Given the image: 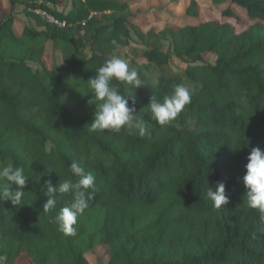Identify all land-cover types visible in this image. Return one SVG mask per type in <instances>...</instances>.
I'll list each match as a JSON object with an SVG mask.
<instances>
[{"label": "trees", "instance_id": "1", "mask_svg": "<svg viewBox=\"0 0 264 264\" xmlns=\"http://www.w3.org/2000/svg\"><path fill=\"white\" fill-rule=\"evenodd\" d=\"M70 1L59 10L57 0H8L0 17V164L12 161L29 177L19 205L0 199V264H91L86 252L96 244L107 249L105 264H264V215L244 202L242 179L251 149L264 150V0H213L229 1L221 17L203 16L201 2L190 0L192 20L159 32L173 50L147 42L156 31L142 29L128 0ZM18 6L36 26L16 30ZM233 6L254 20L245 30L232 21L241 20ZM48 41L63 52L58 63ZM131 41L145 44L142 55L160 68L173 54L188 62L191 102L161 126L148 105L184 85L176 74L136 92L113 80L135 96L151 134L91 131L87 80ZM73 161L95 176L75 236L51 221L71 195H58L56 209L44 212L42 191L48 180L75 182ZM218 181L230 198L220 209L207 199Z\"/></svg>", "mask_w": 264, "mask_h": 264}, {"label": "clouds", "instance_id": "2", "mask_svg": "<svg viewBox=\"0 0 264 264\" xmlns=\"http://www.w3.org/2000/svg\"><path fill=\"white\" fill-rule=\"evenodd\" d=\"M123 39L124 37L121 36L120 40ZM111 44L116 47L120 46L116 39H113ZM113 80L126 84L133 89L145 85L138 71L135 68H130L126 60L119 56L105 60L100 67L96 68V76L87 80L91 89V99L88 103L95 106L90 130L118 133L123 128L130 135L150 136L149 123L143 117L138 116L135 96L130 95L132 92L127 95L122 94L112 83ZM190 102L189 89L178 84L170 95H165L162 99L152 95L148 108L152 118L161 126H165L175 119ZM232 149L233 151L238 150ZM245 168L246 173L242 178L246 188L244 202L248 207L257 209L264 215V150L260 147L252 148ZM70 169L72 174L77 177L75 182L69 179L54 184L48 180L43 185L42 191L47 197L44 203V212L56 209L58 195H71L70 203L61 207L51 218V221L57 224L59 230L64 234L75 236L77 228L74 225L77 224L78 217L82 216L89 207L91 194L88 190L94 189L95 176L91 172H87L82 164L77 161L71 163ZM28 182L29 177L25 175L23 166H16L12 161L0 164V199L10 200L13 206L19 205L25 193L23 189ZM14 185L16 186L15 189L13 188ZM207 199L212 202V206L216 209L227 205L230 198L226 194V183L218 181L214 188L209 187Z\"/></svg>", "mask_w": 264, "mask_h": 264}, {"label": "rangeland", "instance_id": "3", "mask_svg": "<svg viewBox=\"0 0 264 264\" xmlns=\"http://www.w3.org/2000/svg\"><path fill=\"white\" fill-rule=\"evenodd\" d=\"M131 8L134 12L135 19L141 23V27L144 31L155 30L156 34L148 37V43H154L160 40L164 44V49L173 50L171 41L164 36L159 34L164 26L170 23H182L187 20L191 21L192 18L185 16V9L189 4L190 0H128ZM202 4L201 14L203 16H217L221 17L220 10L226 8L229 1H222L216 3L213 0H198ZM56 7L59 10H68L71 6L70 0H57ZM23 6H18L22 8ZM236 14L241 17L239 22L232 20L238 31L245 30L248 28L254 20L250 21L247 19L246 11L238 6H233ZM10 6L6 3V0H0V16L4 13L9 12ZM5 11V12H4ZM18 15V25L16 30L20 29V25L27 21L28 24L36 26V21L32 16H27L22 10ZM160 37V38H159ZM146 47L145 44L136 41H131L130 45L125 48L117 49L113 52V56H119L126 60L130 68H135L140 74V78L145 85L141 86L140 89H144L148 84L155 83L162 74H176L181 82L186 86L190 92L194 91L196 85L192 83L186 76V67L188 62L176 56L172 55L170 62L164 67L160 68L154 63L149 62L143 55L142 50ZM47 54L54 57L55 62L58 63L63 58V52L60 49H55L52 41H48L46 47ZM205 59L209 62L216 60L214 53L205 55ZM136 92L137 89H131ZM91 214H86L82 220L89 218ZM105 246L96 244L91 249L87 250L86 257L91 264H105L108 255ZM26 264H34L28 261Z\"/></svg>", "mask_w": 264, "mask_h": 264}, {"label": "built area", "instance_id": "4", "mask_svg": "<svg viewBox=\"0 0 264 264\" xmlns=\"http://www.w3.org/2000/svg\"><path fill=\"white\" fill-rule=\"evenodd\" d=\"M34 11L44 19H47L49 21H52V22H55L61 25L66 24L64 21H60L58 18L53 16L51 13L47 12L45 9L37 8Z\"/></svg>", "mask_w": 264, "mask_h": 264}, {"label": "crops", "instance_id": "5", "mask_svg": "<svg viewBox=\"0 0 264 264\" xmlns=\"http://www.w3.org/2000/svg\"><path fill=\"white\" fill-rule=\"evenodd\" d=\"M6 3H8V5H9V2H8V0H6ZM10 6V5H9ZM70 8V7H69ZM22 10V8H19V12ZM5 12V11H4ZM18 15H19V13L17 14V19H16V27H17V25H18V22H17V20H18ZM1 17V16H0ZM25 23H27V21L25 22ZM22 25H24V23L22 24ZM21 25V26H22Z\"/></svg>", "mask_w": 264, "mask_h": 264}]
</instances>
